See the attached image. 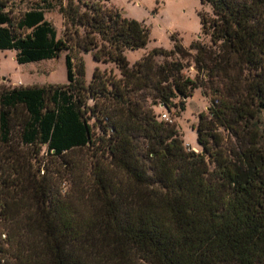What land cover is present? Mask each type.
<instances>
[{
  "label": "trees",
  "instance_id": "obj_1",
  "mask_svg": "<svg viewBox=\"0 0 264 264\" xmlns=\"http://www.w3.org/2000/svg\"><path fill=\"white\" fill-rule=\"evenodd\" d=\"M52 1L65 38L39 3L0 0V51L67 52L68 80L0 86V264H264V0H201L208 43L134 65L144 23L111 0ZM89 52L121 76L96 67L87 84ZM199 88L196 152L155 107L185 111Z\"/></svg>",
  "mask_w": 264,
  "mask_h": 264
},
{
  "label": "rangeland",
  "instance_id": "obj_2",
  "mask_svg": "<svg viewBox=\"0 0 264 264\" xmlns=\"http://www.w3.org/2000/svg\"><path fill=\"white\" fill-rule=\"evenodd\" d=\"M25 1L22 6H13L14 13L28 9L32 3H39L45 9L46 19L56 27L58 36L63 38L67 36L65 20L59 12L57 1L48 0L45 5L43 0ZM111 6L117 8L125 17L144 23L150 30L151 41L147 48L126 51L131 65L141 60L154 48L174 49L177 41H180L187 49L200 39L208 43V38L203 36L201 13L211 15L212 8L209 4H203L201 0H111ZM66 54L67 52L62 53L55 59L21 65L16 60L15 50L0 51V86L13 88L66 84L68 82ZM82 57L86 68L87 84L91 82L96 67L101 71L112 72L117 77L121 76L115 64L97 62L92 52L83 53ZM158 60L163 62L164 58L158 57ZM185 63H188L187 60ZM184 73L186 76L195 78L197 72L192 60L187 64ZM179 101L180 98L176 100V102ZM185 101V111L177 108L168 111L160 107H155V111L160 115L168 113L184 139L185 145L196 152H201L196 125L199 115L207 112L212 106L211 96H207L204 90L199 88ZM44 154L48 156L46 149Z\"/></svg>",
  "mask_w": 264,
  "mask_h": 264
},
{
  "label": "built area",
  "instance_id": "obj_3",
  "mask_svg": "<svg viewBox=\"0 0 264 264\" xmlns=\"http://www.w3.org/2000/svg\"><path fill=\"white\" fill-rule=\"evenodd\" d=\"M160 119L169 123H173L168 113H163L162 115H160Z\"/></svg>",
  "mask_w": 264,
  "mask_h": 264
}]
</instances>
